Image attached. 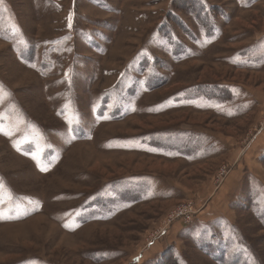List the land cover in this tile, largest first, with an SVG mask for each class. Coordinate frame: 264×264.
Masks as SVG:
<instances>
[{
	"label": "rangeland",
	"instance_id": "rangeland-1",
	"mask_svg": "<svg viewBox=\"0 0 264 264\" xmlns=\"http://www.w3.org/2000/svg\"><path fill=\"white\" fill-rule=\"evenodd\" d=\"M195 4L0 0V264H264V0Z\"/></svg>",
	"mask_w": 264,
	"mask_h": 264
},
{
	"label": "trees",
	"instance_id": "trees-1",
	"mask_svg": "<svg viewBox=\"0 0 264 264\" xmlns=\"http://www.w3.org/2000/svg\"><path fill=\"white\" fill-rule=\"evenodd\" d=\"M195 1L196 0H181V3L182 2H185V3L187 2V5L189 7L188 9H195V10H197L199 12H201L202 10L205 11L204 9L206 7L204 5L203 6H197L195 4ZM214 88H215L214 90H216L217 92L220 91V89L217 88V86H215ZM221 91H222V89H221ZM224 92H225V90L223 91V93ZM261 162L264 164V156L261 158ZM169 256L172 258V260H170L171 262L168 263V264H179L177 255H175V252H173L172 250L163 253L162 256L160 257V259L158 260L157 264H166L167 263L166 259H169Z\"/></svg>",
	"mask_w": 264,
	"mask_h": 264
},
{
	"label": "built area",
	"instance_id": "built-area-1",
	"mask_svg": "<svg viewBox=\"0 0 264 264\" xmlns=\"http://www.w3.org/2000/svg\"><path fill=\"white\" fill-rule=\"evenodd\" d=\"M225 169H223L224 171ZM226 171H224L225 173ZM175 218L177 217H185L186 225H191L194 222V210L188 209L187 207H180L177 211L173 214Z\"/></svg>",
	"mask_w": 264,
	"mask_h": 264
},
{
	"label": "crops",
	"instance_id": "crops-1",
	"mask_svg": "<svg viewBox=\"0 0 264 264\" xmlns=\"http://www.w3.org/2000/svg\"><path fill=\"white\" fill-rule=\"evenodd\" d=\"M210 145H206V147L204 148L208 153H210ZM263 148H264V143H262L260 146L257 147L256 149L257 154L258 152H260V150H263Z\"/></svg>",
	"mask_w": 264,
	"mask_h": 264
}]
</instances>
